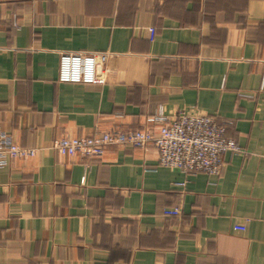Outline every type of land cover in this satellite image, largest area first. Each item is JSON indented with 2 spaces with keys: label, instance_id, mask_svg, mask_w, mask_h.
<instances>
[{
  "label": "crops",
  "instance_id": "0c3cea01",
  "mask_svg": "<svg viewBox=\"0 0 264 264\" xmlns=\"http://www.w3.org/2000/svg\"><path fill=\"white\" fill-rule=\"evenodd\" d=\"M61 52L107 53L99 81L58 82ZM160 109L215 117L243 152L216 176L152 146L49 147ZM9 140L35 154L0 156V264H264V0H0Z\"/></svg>",
  "mask_w": 264,
  "mask_h": 264
},
{
  "label": "built area",
  "instance_id": "2783aa9c",
  "mask_svg": "<svg viewBox=\"0 0 264 264\" xmlns=\"http://www.w3.org/2000/svg\"><path fill=\"white\" fill-rule=\"evenodd\" d=\"M106 59L107 53L61 52L57 81L98 82V68ZM147 121L157 123L156 129L113 128L81 137L64 136L53 139L49 147L62 155L99 159L109 147L152 146L158 154V164L162 167L187 174L204 172L216 176L223 165V153L243 152L233 139L225 136V125L208 114L180 110L168 115L160 109ZM34 154L35 149L20 147L13 140L0 144V156L10 159L31 157ZM179 213L178 207L163 209L165 216H177ZM234 227L242 231L245 229L241 224Z\"/></svg>",
  "mask_w": 264,
  "mask_h": 264
}]
</instances>
